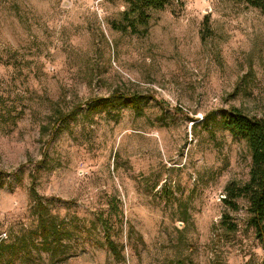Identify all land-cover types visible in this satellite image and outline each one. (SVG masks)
Returning a JSON list of instances; mask_svg holds the SVG:
<instances>
[{"label": "rangeland", "instance_id": "1", "mask_svg": "<svg viewBox=\"0 0 264 264\" xmlns=\"http://www.w3.org/2000/svg\"><path fill=\"white\" fill-rule=\"evenodd\" d=\"M258 1H173L132 33L126 0H0V264H263L247 200L224 203L251 157L218 124L264 116ZM116 91L155 100L89 112Z\"/></svg>", "mask_w": 264, "mask_h": 264}, {"label": "trees", "instance_id": "2", "mask_svg": "<svg viewBox=\"0 0 264 264\" xmlns=\"http://www.w3.org/2000/svg\"><path fill=\"white\" fill-rule=\"evenodd\" d=\"M173 1L180 0H126V8L122 12V23H113V28L121 31L130 30L132 33L141 32V28H146L150 19L149 11L164 10ZM259 6L258 0H253ZM153 97L144 95H130L125 97L119 91L108 97L92 100L88 105L90 113H99L110 109H123L131 107L139 109L141 104ZM218 124L220 128L227 131L231 136L239 141H243L251 157L249 180L245 183L231 182L225 189L227 194L224 203L231 210L239 208L238 200L246 199L248 206V226L251 227L256 238L262 243L264 249V116L249 115L239 108L231 107L228 110L219 112ZM33 195L38 197V193L33 189ZM222 225L228 219V215L223 217ZM40 237L47 245V250L51 251L52 239L59 235V226L56 220L49 213L43 203L39 204ZM236 226V225H235ZM233 227L231 230H234ZM108 247L114 256H120L119 246L112 240L110 227L104 226ZM0 245V249H1ZM264 264V260H263Z\"/></svg>", "mask_w": 264, "mask_h": 264}]
</instances>
